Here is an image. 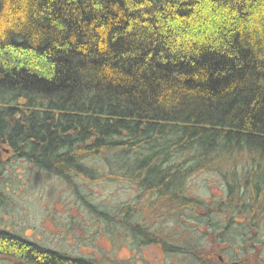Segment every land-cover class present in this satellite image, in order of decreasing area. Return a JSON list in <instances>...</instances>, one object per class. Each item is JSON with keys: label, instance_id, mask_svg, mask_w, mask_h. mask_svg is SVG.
Wrapping results in <instances>:
<instances>
[{"label": "trees", "instance_id": "obj_1", "mask_svg": "<svg viewBox=\"0 0 264 264\" xmlns=\"http://www.w3.org/2000/svg\"><path fill=\"white\" fill-rule=\"evenodd\" d=\"M1 146V171L18 158L177 201L211 172L229 201L249 197L264 187V0H0ZM0 259L84 261L6 228Z\"/></svg>", "mask_w": 264, "mask_h": 264}, {"label": "rangeland", "instance_id": "obj_2", "mask_svg": "<svg viewBox=\"0 0 264 264\" xmlns=\"http://www.w3.org/2000/svg\"><path fill=\"white\" fill-rule=\"evenodd\" d=\"M5 147H0V161L8 158L5 157L8 153ZM5 169L0 170L1 229L6 228L52 250L84 258L80 264L92 261L109 264L108 255L116 262L125 260L124 227L108 229L109 224L100 225L98 217L93 220L96 218L92 213L94 208L87 203L97 209L98 205H104L101 210L109 215L120 213V208L128 202L132 208L141 199V203L147 202L137 187L119 179H61L18 158L10 159ZM216 179L215 173L211 172L194 177L191 186L197 197L210 200L209 195L217 192ZM144 204L143 213L146 215L150 208ZM141 256L153 258L155 263L162 261V253L155 245L146 246ZM132 258L135 260L134 256ZM0 264L19 263L0 259Z\"/></svg>", "mask_w": 264, "mask_h": 264}, {"label": "flooded vegetation", "instance_id": "obj_3", "mask_svg": "<svg viewBox=\"0 0 264 264\" xmlns=\"http://www.w3.org/2000/svg\"><path fill=\"white\" fill-rule=\"evenodd\" d=\"M193 179L186 180L183 201L166 197L160 187L155 199L146 196L147 202L141 199L135 208L126 203L124 218L117 213L110 220L93 219L102 226L109 224L108 229L124 227L127 257L122 264H264V187L253 186L249 197L229 201L231 192L217 178V192L202 200L191 186ZM126 181L134 186L131 179ZM144 203L150 208L146 215ZM148 245H155L162 261L141 256ZM120 261L108 255L109 264Z\"/></svg>", "mask_w": 264, "mask_h": 264}]
</instances>
